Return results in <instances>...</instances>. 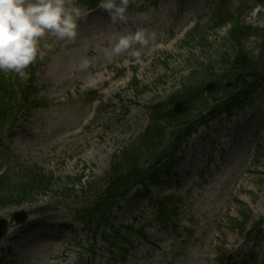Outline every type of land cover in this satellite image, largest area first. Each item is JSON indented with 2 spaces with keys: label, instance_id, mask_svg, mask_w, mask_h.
I'll use <instances>...</instances> for the list:
<instances>
[{
  "label": "rangeland",
  "instance_id": "374dc122",
  "mask_svg": "<svg viewBox=\"0 0 264 264\" xmlns=\"http://www.w3.org/2000/svg\"><path fill=\"white\" fill-rule=\"evenodd\" d=\"M214 1L132 0L126 22L116 23L101 8L86 12L76 40L55 41L39 59L34 85L40 104L20 111L11 136L2 129L3 169L16 164L40 169L59 178V188L66 177L82 176V182L91 184L102 177L122 142L147 126V105L165 100L194 65L210 61L214 66L231 53L226 29L205 31L209 49L183 42L194 23L208 24ZM231 1L233 9L241 7L239 21L264 32V0ZM138 28L156 33L147 47L134 46L142 53L139 61L130 51L105 55L120 35ZM54 39L46 37L48 43ZM258 46L259 37L246 44L254 55ZM85 58L91 60L88 69L81 67ZM132 78L143 87L141 93L130 84ZM209 125L198 130L176 166L160 173L151 189L142 192L137 186L122 203L114 225L140 226L153 220L159 195L183 197L170 228L147 227L145 239L136 242L124 263L116 264H218L222 252L229 260L221 264H264V241L245 244L231 224L238 217L237 202L264 224V159L254 161L264 136V100ZM80 188L76 183L78 196ZM85 198L83 194L79 200ZM34 199L0 206V218L8 221L16 211L28 215L24 222L9 225L0 243V264H77L90 260L93 251L95 264L99 259L111 264L102 242H92L75 223V197L48 193ZM35 207L49 212L34 214Z\"/></svg>",
  "mask_w": 264,
  "mask_h": 264
},
{
  "label": "trees",
  "instance_id": "16d2710c",
  "mask_svg": "<svg viewBox=\"0 0 264 264\" xmlns=\"http://www.w3.org/2000/svg\"><path fill=\"white\" fill-rule=\"evenodd\" d=\"M83 9H92L100 0H75ZM208 24L196 26L188 32L184 44L194 43L204 49L207 40L206 30L232 23L228 32L231 53L221 57L214 66L209 61L204 66L194 65L179 86L165 100L150 103L147 106L148 124L134 139L123 141L120 148L110 158L107 170L93 184L82 182V176L66 177L59 188L60 179L51 173H44L37 168L22 169L16 164L13 169H6L0 174V206H18L27 201H34L48 193H56L65 198L75 197L73 215L80 224L83 233L96 243L100 240L103 252L111 264L124 263L129 251L137 241L145 239L146 228L157 224L170 228L180 205L182 196L174 193L160 195L156 202L153 220L140 226L129 223L114 225L116 211L135 185L149 189L157 174L174 167L182 148L198 128L222 116H228L241 110L248 104L264 100V32L239 21L240 7L232 8L231 0H215ZM235 16V17H234ZM232 19L235 22L231 21ZM259 37L257 54L246 47L250 37ZM39 59L26 69L27 79H19L14 72H0V145L3 135L11 136L21 109L25 106H38L35 98V71ZM213 81L215 88L206 95L207 83ZM131 85L137 94L143 87L132 80ZM182 99L188 109L178 115L172 105ZM264 136L257 144L254 161L264 159ZM1 168V167H0ZM76 183L81 184V195L74 190ZM55 188V189H53ZM83 194H86L84 200ZM179 194V193H178ZM238 217L231 224L248 241L264 240L262 220H253L250 208L237 202ZM46 207H35L33 213L46 214ZM249 225L250 228H249ZM220 262L226 257L222 252ZM97 258L93 251L90 260L81 259L77 264H95ZM96 264H100V259Z\"/></svg>",
  "mask_w": 264,
  "mask_h": 264
},
{
  "label": "clouds",
  "instance_id": "9594fccd",
  "mask_svg": "<svg viewBox=\"0 0 264 264\" xmlns=\"http://www.w3.org/2000/svg\"><path fill=\"white\" fill-rule=\"evenodd\" d=\"M132 0H100L103 9L113 23L126 22L127 10ZM86 15L85 9L75 0H0V72H14L27 79L26 69L51 51L55 41L74 42L78 36L79 21ZM147 19L146 14H142ZM46 37H54L48 43ZM156 33L145 28L120 35L111 49H105L108 57L129 52L137 61L141 51L134 46L147 47L155 40ZM91 60L85 58L81 67L88 69Z\"/></svg>",
  "mask_w": 264,
  "mask_h": 264
},
{
  "label": "water",
  "instance_id": "95a60500",
  "mask_svg": "<svg viewBox=\"0 0 264 264\" xmlns=\"http://www.w3.org/2000/svg\"><path fill=\"white\" fill-rule=\"evenodd\" d=\"M213 87V84L208 85L207 88L210 89ZM186 107L183 104V101L177 100L173 105V110L177 113L184 111ZM27 218V212L16 211L12 214V220L14 223L23 222ZM9 221L5 218H0V242L3 239L6 229L8 227Z\"/></svg>",
  "mask_w": 264,
  "mask_h": 264
}]
</instances>
